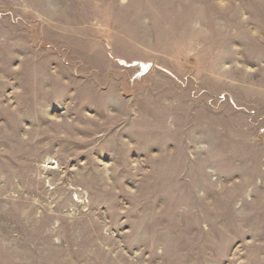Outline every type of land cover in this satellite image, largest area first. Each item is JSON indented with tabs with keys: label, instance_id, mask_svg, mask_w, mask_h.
Listing matches in <instances>:
<instances>
[{
	"label": "rangeland",
	"instance_id": "374dc122",
	"mask_svg": "<svg viewBox=\"0 0 264 264\" xmlns=\"http://www.w3.org/2000/svg\"><path fill=\"white\" fill-rule=\"evenodd\" d=\"M0 264H264V0H0Z\"/></svg>",
	"mask_w": 264,
	"mask_h": 264
},
{
	"label": "water",
	"instance_id": "95a60500",
	"mask_svg": "<svg viewBox=\"0 0 264 264\" xmlns=\"http://www.w3.org/2000/svg\"><path fill=\"white\" fill-rule=\"evenodd\" d=\"M142 63V65H143V71H145L148 67H149V65H150V63L149 62H141Z\"/></svg>",
	"mask_w": 264,
	"mask_h": 264
}]
</instances>
